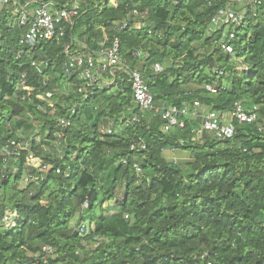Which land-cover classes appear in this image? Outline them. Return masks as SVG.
Instances as JSON below:
<instances>
[{
  "label": "trees",
  "instance_id": "16d2710c",
  "mask_svg": "<svg viewBox=\"0 0 264 264\" xmlns=\"http://www.w3.org/2000/svg\"><path fill=\"white\" fill-rule=\"evenodd\" d=\"M73 1L79 15L62 38L32 48L19 44L25 28L11 15L13 3L33 10ZM227 1L208 7L207 0H11L9 10L0 9V144L29 141L37 162L49 168H31L38 182L23 189L16 185L25 153L16 173L11 166L0 170V264H264V134L255 124L234 122L229 140L205 134L194 140L193 119L183 117L184 128L163 134L159 114L145 113L133 127L103 136L100 126L116 129L138 113L125 74H118L115 91L95 89L80 102V81L64 73L66 46L94 52L116 37L156 109L199 102L225 114L241 102L264 119V3L255 17L247 10L235 29L233 53L226 54L223 29L209 28ZM32 61L48 63L42 75ZM155 64L161 73H154ZM22 75L35 91L31 97L18 86ZM207 85L226 89L211 94ZM38 92L53 93L52 108ZM73 106L71 127L60 128L57 120ZM37 135L39 142L31 140ZM139 138L146 150L130 151ZM166 149L189 151L191 161L167 163ZM134 164L145 173L137 175ZM6 209L18 214L11 230L1 224ZM85 220L91 227L79 236ZM43 246L56 253L36 263Z\"/></svg>",
  "mask_w": 264,
  "mask_h": 264
},
{
  "label": "built area",
  "instance_id": "2783aa9c",
  "mask_svg": "<svg viewBox=\"0 0 264 264\" xmlns=\"http://www.w3.org/2000/svg\"><path fill=\"white\" fill-rule=\"evenodd\" d=\"M115 3L116 0H110ZM216 0H207L208 7H211ZM11 0H0V9L9 10ZM262 0H228L226 5L218 10L211 20L209 31L223 29L220 47L226 54L233 53L232 42L235 39V29L242 25L247 10L252 13V16L257 15V9L263 5ZM28 4L25 6H17L13 3L11 15L17 17V25L25 28V32L21 35L19 44L25 47H34L38 41H58L62 38L67 30V27L73 24V21L78 17L80 6L79 2H69L64 7H57L52 3H47L36 7L33 10H28ZM127 24H122L121 28H126ZM141 24H136L135 28L139 30ZM66 60L64 63L65 77L69 80L75 76L80 84L76 87L75 92L81 96V101H85L93 94L95 89L107 88L109 92L116 90V82L118 74L123 73L126 76V82L129 84L133 102L137 107L138 113L133 114L130 118H123V123L118 128H113L111 124L102 125L99 127V133L103 136L111 134H119L122 129H128L139 123L140 117L145 113H151L153 116L159 114L162 126L160 131L163 134L170 133L173 129H182L185 126L183 117H189L198 123L197 127L192 131L193 139L200 140L205 134L212 136L218 140H229L235 135L234 122L238 124H255L257 131L264 134V119H260L258 108L246 110L241 102H236L230 112L222 114L215 111H210L199 102L185 104L181 108L174 106L156 109L154 107V99L149 88L137 68L132 67L120 55V43L118 38L105 40L100 44V49L94 52L88 50L71 52L70 47L64 48ZM36 72L40 75L43 70L48 67L47 62H31ZM155 74L162 72L160 65L153 66ZM247 71V68L243 69ZM221 76L222 73L219 72ZM25 95L31 97L34 95V89L24 85V75L21 76V81L18 85ZM206 91L211 94H217L220 91H225V87L220 89L212 86H205ZM38 100L48 103L52 108L51 103L54 95L52 92L36 93ZM77 106L71 107L67 117H61L57 120V124L62 129L71 127V116L76 114ZM34 140V139H31ZM180 147L183 146L179 142ZM31 143L29 141L7 140L0 144V170H8V166L12 167L11 173H16L19 169L16 164L19 162L22 153H25V161L22 164V177L19 180L25 188L31 183L38 182V176L34 171H48L49 168L37 162L33 153L30 151ZM147 148L142 139H137L131 142L130 151H145ZM12 164V165H10ZM120 164L127 165L126 159H121ZM133 169L137 175H142L143 172L137 164L133 165ZM59 173V170H56ZM18 181V182H19ZM88 204L84 202L82 209H87ZM18 222V214L16 210L6 209L1 219V224L7 230L14 229ZM91 224L89 221H82L78 227L79 236H85ZM56 249L50 246H43L41 251L34 256L35 262L46 263L48 258L54 256ZM206 257V254L201 256V260ZM211 264V263H207Z\"/></svg>",
  "mask_w": 264,
  "mask_h": 264
},
{
  "label": "crops",
  "instance_id": "0c3cea01",
  "mask_svg": "<svg viewBox=\"0 0 264 264\" xmlns=\"http://www.w3.org/2000/svg\"><path fill=\"white\" fill-rule=\"evenodd\" d=\"M162 158L167 163L185 164L191 161V153L182 149H166L162 152Z\"/></svg>",
  "mask_w": 264,
  "mask_h": 264
},
{
  "label": "rangeland",
  "instance_id": "374dc122",
  "mask_svg": "<svg viewBox=\"0 0 264 264\" xmlns=\"http://www.w3.org/2000/svg\"><path fill=\"white\" fill-rule=\"evenodd\" d=\"M55 92L56 93H59L60 91L56 90ZM64 92H65V89L62 88L61 93H64ZM58 95H61V94H58ZM53 113H54V110L50 111V114H53ZM32 139L36 140V142H39L40 141V136L37 135L36 137H33ZM16 186H17L18 189H22L21 188L22 185L20 184V181L17 182V185ZM0 196H2V192L1 191H0ZM108 205L112 206L113 204L110 203Z\"/></svg>",
  "mask_w": 264,
  "mask_h": 264
}]
</instances>
